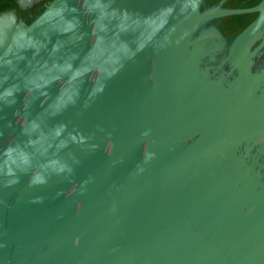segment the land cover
I'll return each mask as SVG.
<instances>
[{
	"label": "water",
	"instance_id": "water-1",
	"mask_svg": "<svg viewBox=\"0 0 264 264\" xmlns=\"http://www.w3.org/2000/svg\"><path fill=\"white\" fill-rule=\"evenodd\" d=\"M224 1L0 13V264H264V0Z\"/></svg>",
	"mask_w": 264,
	"mask_h": 264
},
{
	"label": "trees",
	"instance_id": "trees-1",
	"mask_svg": "<svg viewBox=\"0 0 264 264\" xmlns=\"http://www.w3.org/2000/svg\"><path fill=\"white\" fill-rule=\"evenodd\" d=\"M52 0H42L30 8H20L17 0H0V13L15 12L17 19L25 24H30L39 16ZM221 0H203L201 10L219 3ZM261 0H225L223 6L226 8H249L259 4ZM257 14H241L225 16L212 21V24L219 32L227 38L228 42L238 35L249 25Z\"/></svg>",
	"mask_w": 264,
	"mask_h": 264
},
{
	"label": "bare ground",
	"instance_id": "bare-ground-1",
	"mask_svg": "<svg viewBox=\"0 0 264 264\" xmlns=\"http://www.w3.org/2000/svg\"><path fill=\"white\" fill-rule=\"evenodd\" d=\"M189 86H190V91H191V95L189 97V101L192 102V101H195L196 95H198V93H199V86L195 85L191 81H190Z\"/></svg>",
	"mask_w": 264,
	"mask_h": 264
},
{
	"label": "flooded vegetation",
	"instance_id": "flooded-vegetation-1",
	"mask_svg": "<svg viewBox=\"0 0 264 264\" xmlns=\"http://www.w3.org/2000/svg\"><path fill=\"white\" fill-rule=\"evenodd\" d=\"M264 59V58H263Z\"/></svg>",
	"mask_w": 264,
	"mask_h": 264
}]
</instances>
